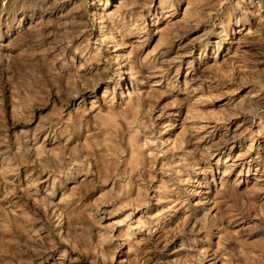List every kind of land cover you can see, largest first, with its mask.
<instances>
[{"label": "rangeland", "instance_id": "374dc122", "mask_svg": "<svg viewBox=\"0 0 264 264\" xmlns=\"http://www.w3.org/2000/svg\"><path fill=\"white\" fill-rule=\"evenodd\" d=\"M0 264H264V0H0Z\"/></svg>", "mask_w": 264, "mask_h": 264}, {"label": "bare ground", "instance_id": "6f19581e", "mask_svg": "<svg viewBox=\"0 0 264 264\" xmlns=\"http://www.w3.org/2000/svg\"><path fill=\"white\" fill-rule=\"evenodd\" d=\"M42 1H49V0H42ZM48 22V21H47ZM49 23V22H48ZM47 34V33H46ZM177 34V33H176ZM45 35H43L42 37H44ZM41 39V38H40ZM42 40V39H41ZM32 42V41H31ZM124 46V45H123ZM108 116V115H107ZM109 117V116H108ZM106 118V117H105ZM108 120V119H107ZM108 122H109V120H108ZM107 123V122H106ZM108 124V123H107ZM110 126V125H109ZM36 132V131H35ZM136 161V160H135ZM134 169V168H133Z\"/></svg>", "mask_w": 264, "mask_h": 264}]
</instances>
